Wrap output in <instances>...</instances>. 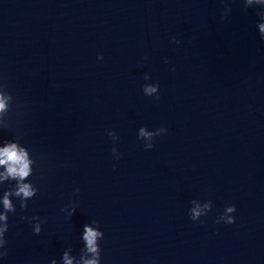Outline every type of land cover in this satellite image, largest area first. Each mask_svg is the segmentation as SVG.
Segmentation results:
<instances>
[{
    "label": "water",
    "instance_id": "obj_1",
    "mask_svg": "<svg viewBox=\"0 0 264 264\" xmlns=\"http://www.w3.org/2000/svg\"><path fill=\"white\" fill-rule=\"evenodd\" d=\"M230 2L0 0V147L39 188L12 197L0 264H80L85 224L101 264H264V5Z\"/></svg>",
    "mask_w": 264,
    "mask_h": 264
},
{
    "label": "clouds",
    "instance_id": "obj_2",
    "mask_svg": "<svg viewBox=\"0 0 264 264\" xmlns=\"http://www.w3.org/2000/svg\"><path fill=\"white\" fill-rule=\"evenodd\" d=\"M221 4L224 5L222 9V20H226L232 12L230 0H220ZM244 7L248 8L254 3L257 5H264V0H242ZM257 16L260 19H264V12L257 10ZM258 29L261 38H264V22H258ZM173 42L176 44L181 43L175 37L172 38ZM98 59H103L101 54ZM167 62V58H165ZM158 88H160L159 83L155 85H145L144 93L148 96H152L154 93H157ZM159 99V96L156 97ZM7 97L0 93V113L4 112L7 108ZM140 136L151 140L153 133L146 131L144 128L140 129ZM146 149H151L154 147V144L148 143L144 145ZM112 152H116L115 148H112ZM120 158V155L116 157ZM33 161L30 159L29 150L26 147H22L17 142H8L3 147H0V168H3V171H0V185L4 181H15L14 184H11L6 191L3 192L2 198H0V205H2V211H0V257L7 256L8 252L6 245L8 243L6 239V233L9 230V216L8 213H16V204L13 203L12 197H16L20 200V208L27 209L28 202L33 197H35L39 188L28 178L33 174ZM80 188L76 187L74 193H79ZM211 209V203L204 205L202 209L199 205L191 210L190 218L192 220H199L202 215L206 216L208 210ZM62 211L66 212L69 217H71L75 211L76 206L75 202H71L68 205H65ZM236 212V206L231 205L226 208L225 217L223 218L224 222L227 224L235 223V216L227 215L228 213ZM27 217H22L26 219ZM221 220L218 219L217 222ZM31 222H33L34 227L33 231L35 234H39L42 230L43 221L39 216L31 217ZM104 232L101 231L98 227H93L90 224H85L82 234V239L85 244V254L80 258V264H101V246L98 245V239H103ZM88 254H91L90 256ZM51 264H56V260L53 259ZM63 264H73V257L64 252L63 254Z\"/></svg>",
    "mask_w": 264,
    "mask_h": 264
}]
</instances>
